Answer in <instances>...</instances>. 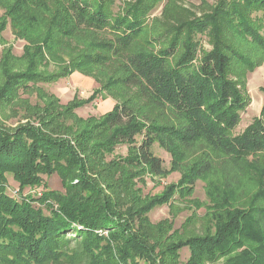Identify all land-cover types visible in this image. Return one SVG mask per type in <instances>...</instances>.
<instances>
[{
	"label": "trees",
	"instance_id": "16d2710c",
	"mask_svg": "<svg viewBox=\"0 0 264 264\" xmlns=\"http://www.w3.org/2000/svg\"><path fill=\"white\" fill-rule=\"evenodd\" d=\"M116 1L0 0L5 10L0 41L11 26L17 38L28 42L26 70L17 71L9 51L0 56V103L34 91L42 104L30 106L25 124L0 126V262L165 264L170 259L177 264L187 248V264H211L222 257H228L226 264H264V105L260 116L236 133L250 97L233 79V62L237 58L251 70L254 66L223 40L231 29L264 47L259 33L264 0H218L210 12L169 27L148 20L164 0H135L119 15L114 13ZM252 14H260L258 27ZM104 30L108 38L90 35V49L71 57L57 73L39 71L59 38ZM200 36L210 38L212 50L201 47ZM111 61L119 67L108 75L104 64ZM76 71L100 86L87 100L76 95L63 104L39 87ZM118 87L135 94L121 92L124 100L102 117H79L77 110L103 92L116 100ZM151 108L171 118L158 121ZM196 144L211 153L185 170L179 183L145 201L131 192L140 175L162 177L182 170L179 162ZM117 145L127 146L128 155L107 161ZM156 145L175 160L171 171L155 155ZM54 175L64 192L46 187L44 177ZM215 175L218 185L207 184L211 234L178 241L151 235L149 212L191 195L197 181ZM8 176L19 184L18 200L8 194ZM249 183L254 193L249 203H242V188ZM42 187L39 196L24 195Z\"/></svg>",
	"mask_w": 264,
	"mask_h": 264
},
{
	"label": "rangeland",
	"instance_id": "374dc122",
	"mask_svg": "<svg viewBox=\"0 0 264 264\" xmlns=\"http://www.w3.org/2000/svg\"><path fill=\"white\" fill-rule=\"evenodd\" d=\"M5 4L11 3L13 0H3ZM135 0H117L114 8V13L119 15L122 14L127 7V4L134 3ZM218 0H164L156 9L149 15V25L159 23L164 27H169L171 25H177L179 23H184L196 18H199L203 14H206L211 11V8L217 4ZM53 3H50L53 6ZM5 10L0 7V15H3ZM166 13V14H165ZM251 21L253 24L258 27V17L260 14H252ZM38 17L43 20L44 15L40 12ZM174 18V19H173ZM178 19V20H175ZM42 23V21H41ZM166 24V25H165ZM168 25V26H167ZM104 30L99 33H90L84 31L78 33L75 38L65 39L59 38V46L52 49L51 52H47L42 59V62L39 65V71L45 73H57L70 61L71 57H79L85 50L87 51L90 48H87V40L91 39L90 35H93L94 38L100 40L108 38ZM259 32L262 40H264V29H260ZM42 33V32H41ZM40 33V34H41ZM224 43L229 47L230 50H235L237 53H240L243 57L250 61L254 66L251 70V67L247 64H242L239 59L235 58L233 62L232 75L233 79L239 84L244 85V89L249 94V106L245 113L241 115L242 122L240 126L236 129V133H243V131L253 123V121L260 116L261 110L264 105V47L257 46L250 43L249 41L243 40L235 31L231 29L227 30L224 33ZM2 40L0 41V56L6 54L7 51L11 53L13 61L15 62V67L17 71H24L27 69L26 61L24 60V48L27 46L28 42L17 38L11 29V26L3 32ZM198 40L201 42V47L203 49L210 51L211 40L209 37L200 36ZM99 41V40H98ZM144 45V43H142ZM161 45H157V50ZM97 53V52H96ZM104 65L107 66L108 75H113L116 70H118V64L116 61L106 62ZM80 73V72H79ZM82 74V73H81ZM83 75V74H82ZM85 76V75H84ZM105 80V77H102ZM66 79H60L55 84H43L39 85L47 94H54L55 88L57 85L59 87H64L67 85ZM100 86L98 85V89ZM128 92L129 95H134V89L126 90L122 87L116 88L115 93L118 95L116 100L112 98L110 93L103 92L101 96L91 104H88L86 107H83L77 110L79 117L87 119L90 116L96 118L102 117V114L106 112L105 108L99 110L101 105V98H111L115 102V105L118 101H123L124 96L121 92ZM71 92H74L72 89ZM58 93V92H57ZM78 94V91L76 92ZM59 94V93H58ZM80 99H87L90 95L79 93ZM20 98L14 100L13 103L3 104L0 103V126L4 125L8 128L15 129L19 124H25L29 118L27 110L30 106H42L41 100L38 99L36 93L31 91L27 94L20 92ZM118 100V101H117ZM63 104H66L68 101L62 99ZM114 105V107H115ZM113 107V108H114ZM151 112L158 121H164L167 118H171L170 115L166 114L162 110H157L156 108H151ZM81 114V115H80ZM101 114V115H100ZM140 140V138H139ZM155 155L163 161L166 169L171 171L175 166L174 159L171 154H169L165 149H160L158 145L154 147ZM114 153L111 156H107L106 160H112L117 156H127L129 151L128 147L124 145H117L113 149ZM186 155L180 165L182 170L171 172L167 176L156 177L151 175H140V179H134L133 184H131V192L141 196V200L145 201L149 197L161 195L166 187L177 184L182 179V173L185 170H189L195 162L201 160L204 154L211 153V150L203 144L194 145L190 151L185 152ZM208 180H199L195 185V189L191 195L178 196L170 200L167 204L162 206L155 207L151 212L148 213L147 219L150 222L148 231L156 239H188L192 237H202L211 234L213 232L212 222L210 220L208 204L210 202L208 197V188L207 184L216 183L218 185L219 177L218 175L209 176ZM9 187L8 194L9 196L19 198V184L15 183L11 176H8ZM46 182V187L51 190L64 192V188L61 180L56 176L44 177ZM253 184H246V187L242 188L240 202L249 203L250 196L254 193ZM44 188H33L27 189L24 191V195H34L39 196L42 194ZM37 206V204H35ZM160 224H163L162 227H159ZM107 234V233H106ZM105 234V235H106ZM180 259L177 264H187L191 256L190 250L187 248L182 249L180 252ZM228 257H222L215 263L211 264H226ZM0 264H3L0 262ZM54 264V263H49ZM61 264V263H59ZM65 264V263H62ZM165 264H174L170 259L166 260ZM209 264V263H208Z\"/></svg>",
	"mask_w": 264,
	"mask_h": 264
},
{
	"label": "crops",
	"instance_id": "0c3cea01",
	"mask_svg": "<svg viewBox=\"0 0 264 264\" xmlns=\"http://www.w3.org/2000/svg\"><path fill=\"white\" fill-rule=\"evenodd\" d=\"M67 85L63 87H57L55 88V91H53L54 94H57L60 100L62 99L68 101L66 104L72 102V100L75 98L76 95L79 93L92 95V93L98 89V83L95 79L89 76H84L79 72H74L71 77L66 78ZM72 89H74V92H71ZM78 91V94L76 93ZM59 94H58V93ZM90 95V96H91ZM79 97V95H78ZM89 98V97H88ZM85 100V99H83ZM87 100V99H86ZM115 102L111 98H101V105L99 107V110H103L105 108L106 112H104L102 115L111 112L114 108ZM86 107V106H85ZM81 109V108H80ZM81 115V114H80ZM101 115V114H100Z\"/></svg>",
	"mask_w": 264,
	"mask_h": 264
}]
</instances>
